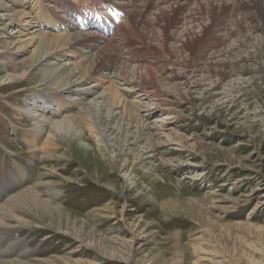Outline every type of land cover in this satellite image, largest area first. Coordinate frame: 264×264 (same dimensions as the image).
I'll return each instance as SVG.
<instances>
[{
    "label": "rangeland",
    "instance_id": "374dc122",
    "mask_svg": "<svg viewBox=\"0 0 264 264\" xmlns=\"http://www.w3.org/2000/svg\"><path fill=\"white\" fill-rule=\"evenodd\" d=\"M238 1L244 7L229 14L232 0H212L213 14L188 26L196 41L182 47L191 37L182 36L176 18L196 9L192 2L181 14H168L171 25L165 31L163 21L155 19L160 0L146 6L140 0L133 10L142 16L125 38L117 27L130 16L114 0H0L6 6L0 8V202L41 177L51 186L38 185L36 191L61 209L43 220L25 212L31 225L20 229L18 238L26 242L28 261L264 264V30L253 27L264 25V0L252 9L245 6L249 0ZM202 5L208 9L207 2ZM16 11L27 15L11 22ZM233 18L246 27L238 34ZM78 30L105 39L86 47L54 39ZM40 31L51 38L37 48L33 36ZM43 49L47 61L40 64ZM98 55L106 57L110 71L92 72ZM46 62L55 71L83 74L81 85L72 88H92L84 94L82 115L69 121V133L46 126L59 156L51 162L33 157L23 144L22 134L33 123L20 109L35 95L40 105L51 99L56 112L39 108V113L55 120L78 110H68L48 91ZM114 67L138 82H149L146 69L152 72L154 83L139 86L141 92L154 91L144 99L148 106L134 108L137 92L127 93L112 81ZM9 75L15 78L11 82L5 80ZM110 83L120 89V105L110 101ZM166 114L171 118L164 120ZM45 137L38 139L40 147ZM14 161L28 169L29 178L5 187L9 173H16ZM70 229L78 239L67 233ZM118 248L122 259L110 256Z\"/></svg>",
    "mask_w": 264,
    "mask_h": 264
},
{
    "label": "bare ground",
    "instance_id": "6f19581e",
    "mask_svg": "<svg viewBox=\"0 0 264 264\" xmlns=\"http://www.w3.org/2000/svg\"><path fill=\"white\" fill-rule=\"evenodd\" d=\"M106 1H112L113 2V0H106ZM114 1L116 3H118V5L120 6L121 10L125 11L126 14L130 16L129 22H124V23L118 25V27H117L118 28L117 32H121V34L125 38H129L130 37V33H131V24H134V25L137 24L139 19L142 16V14H137V13L135 14V12H134L135 10H133V7H135V5L140 0H114ZM149 1L150 0H145V3H146L145 6L148 5L147 3H149ZM202 1H205V2L208 3V9H206L207 11L205 10V7H203V5H202ZM211 1L212 0H160V3L158 4L159 7L157 8V11H156L155 19L158 20V21H163V24H165V25L164 26L161 25L160 27L163 30L166 31L168 29V27L171 25V23L169 22L168 14H175V15L181 14V11L184 9V6L189 4L188 2H192L193 4H198L196 9H190V10L188 9L189 13H187V14H183L182 13L183 15L180 18H176L177 22L180 19L182 21L181 22V26H180L182 28V36L186 37V40H187V35H190L189 37H191V41L189 40L190 42L189 41L188 42L187 41L186 42H182L180 45L182 47H190V46L193 45V43L196 41L197 38L193 39L194 37L191 36V32H190L191 29L189 30L188 26H192V24L194 22L198 21L199 19H202L203 17H201V16L203 14H209V15L213 14L214 8H213V4H212ZM216 1H222V0H216ZM255 1H257V0H249L248 4L245 5V6H248L249 9H252V7H250V6L254 5V7H255V3L257 4V2H255ZM39 4H41V3H39ZM231 4H232V7L229 8V14H235L237 11H240V9L242 7H244V6H242L239 3L238 0H236V2H235V0H232ZM166 7L168 8V11H170V13L165 10ZM0 8L6 10L5 9L6 8L5 5L3 6L1 4ZM36 8L38 9L37 12L42 13V11H41L42 10V4L40 6H38V7H36ZM260 8H264V7L260 6ZM223 9H224V5H223ZM204 12H206V13H204ZM26 15L27 14L25 12L19 11V12H17L15 14L14 20L13 21L11 20V22H17V21L21 20V18H23ZM248 18L250 19L251 22L254 21V19L251 18V16H248ZM48 20H49V18H48ZM261 21L264 22V18L261 17ZM28 22H31V21L30 20L26 21V24H28ZM233 23H234V26H235V31L234 32H236L237 34L240 33L243 30V28L245 27L239 21H236V19L233 20ZM31 24H33L32 25L33 27L36 26V25H34L33 22ZM58 24L61 25V23H58ZM62 24H64V23H62ZM25 26H27V25H25ZM64 26L68 30L69 29L71 31L74 30L73 27L69 28V25H64ZM200 26L202 27L204 32L207 31L206 30L207 27H205L202 24H200ZM253 27H255L257 30L260 29V31L264 30V25L263 24L262 25L256 24V25H253ZM35 31H39V29L38 30L35 29L34 32ZM15 32H18V30L16 28H14L13 33H15ZM35 36H37L35 41L36 40L39 41L38 42L39 45L37 46V48L41 47L40 42L45 43L47 40H49L51 38L50 37L51 35H49V32H47V31H42V32L40 31V36H39V34H34L33 37H35ZM1 37H3V35H0V38ZM33 37H31L29 41H31L33 39ZM103 38L105 39L104 35H97V34L94 33V31L85 32V31H82V30H78V31H75V32H68V31L61 32V33H59L57 35V37L56 36L54 37V39L58 40V41H60L61 39H64L65 40L64 41L65 44L69 43L70 45H74V46L75 45H80V47H86V46H88L90 44V42H92L91 45L92 44L94 45L96 42H98V41L101 42L102 40H104ZM109 39H111V38H109ZM55 40H53V41H55ZM61 44H63V42ZM46 51H47L46 49H43L39 53L38 59L40 61V64H42L43 62L47 61V58L44 59L45 55L47 54ZM54 53H56V52H54ZM85 59H87V58H85ZM105 59H106L105 56L98 55L97 58L95 59V64L92 66V72H95V73L99 74V73H101L102 70L103 71H107V70L110 71L112 67L109 64L107 65V64H105L103 62ZM51 64L52 63H48V62L43 64V66H44L43 71L46 72V74H45V72L43 74H45V77H48V79L51 76L50 85H49L50 86V90H48V91L50 93L56 94V97L59 98L61 100V102L64 103V105L67 107L68 110L77 109L78 110L77 113L72 114L69 118L67 116L68 119H61V120H57L56 119L55 120V119H53V117L51 118V116H50V114L52 112H53V114L56 112V110L53 108V106H54L53 102L50 101L51 99H47V98H46L47 100L43 99L41 101L42 105H40V104H38L39 99L37 97H35V95H31L29 98H27L26 108L20 109V113L22 115H24V116H27V118L30 119L32 121V123H33V126L31 128H29V129L25 130L24 133L22 134L23 144L26 146V148L32 154L33 157L37 158L38 160H41V159L45 160L47 162H51L52 160L59 158V156L55 155V153L57 151V148L55 146L56 142H54L53 139H52V133L49 132L47 134L45 132L46 126L47 125H51V127L56 132H58L59 134H61V133L62 134L69 133L70 130H71L70 126H69V123H70L69 121H73L74 119L77 118V116L82 115L81 109H82V105H83V102H84V100H83L84 99V94H87L89 92V90H92V88L89 89L91 86L89 88L86 87V88H82V89L79 88V87L78 88H72L74 85H76V86H80L81 85V81H83L82 80V75L83 74L80 73L77 76L76 75L77 73H74V72L69 73L68 70H67L68 73H66L65 71H62V70L55 71L56 69H52L50 67ZM45 66H48V68L45 67ZM62 66H64V65H62ZM64 67H63V69H64ZM116 68L117 67H114L113 72L112 73L109 72L108 74L111 73L110 74V78H112L113 82H116L118 85H122V86L125 87L123 89L125 92H127V91H131V92H134V93L137 92L136 93L137 102H136V104H134L135 105L134 108H137V110H139V109H141V107L148 106L149 105L147 103L148 100L145 102L144 99L149 98L150 95L153 94L152 92H154V91H152L150 89L147 92H141L140 91L141 89L139 88V86H141V84H145V85H148L150 87L151 86L150 84L154 83V78H153L152 72L149 69H146L145 75L149 79V82L146 81L145 78H144L145 80L138 82V81H134L135 79L134 80L127 79L122 74L121 70H117ZM64 70H66V69H64ZM75 70H76V68H75ZM76 76H77V78L74 80V77H76ZM88 76H90L89 78H93L94 75L90 74ZM100 76H101V74H100ZM12 77L9 75V76H7L5 78V80H8L7 82H11L13 80ZM45 81H46V78H45ZM106 90L108 91V93L110 95V101H112L113 104H119L120 105V100H121V95L119 94V90L120 89H118L117 87L111 85V83H110L109 87H107ZM106 97L107 96L105 95L104 98L106 99ZM39 106H41V107H39ZM117 107H118V105H117ZM39 108H41V110H43V111L49 112L50 113L49 114L50 117L49 116H45V115H41L39 113ZM85 115H87V114H85ZM170 118L171 117H169L168 114H166L163 117L164 120H167V119H170ZM76 123H77V121H76ZM135 126L138 129V131L141 133L142 128H139L138 124H135ZM79 132H80V130H79ZM74 133H76V131ZM43 134L44 135L46 134V137L43 138V144L40 147V145L38 143V141H39L38 139L39 138L42 139V136H44ZM98 139H99V141L104 143L103 146L104 145L106 146L108 144L107 142H105L103 136H102V138H98ZM13 165H14V168L16 169V173L15 174H10L9 173V178L6 181L7 185L5 187L11 188V187L15 186L16 184L18 185L20 182L21 183L22 182L25 183L28 180V178H29L28 169L27 168H25L24 166H20V164H18L17 161H14ZM44 176L45 175H43V177ZM41 179L42 178L40 177V180L38 182H36L35 184L32 183L31 185L26 186L20 192L7 197L5 201L0 202V234H2V235H0V264H34L31 261H28L26 259V257H27V254H26L27 249L25 248L26 242L24 241V239L18 238L20 229H22L24 227H29V225H31L30 222H28V220L25 218V216H26L25 212L34 213L37 216V218H39L40 220L41 219L43 220L45 217L52 218L54 216V212L55 211H56V213L57 212H61V209L57 205H53V203L50 201L49 198H43L40 195V193L38 191H36L35 188L38 185H43V186H46V187L51 186V183H49L47 181L46 182H41ZM125 179H126L127 185H129L131 183V182H129L130 181L129 176H126ZM2 185H0L1 186L0 194L3 193ZM48 193H50V195H53V194H58L59 191L58 190H48ZM0 197H1V195H0ZM29 206H32L31 211H30ZM49 224H48V226H49ZM35 226H40V225L37 224ZM67 233L71 237L73 236L72 239H75V238L78 239L79 238V236H77L76 233L72 229H70L69 232H67ZM117 250L118 251H115V250L112 251L113 253L110 256L113 257V258L122 259L123 257L121 256L122 255L121 254V250L119 248ZM36 261L38 263H35V264H43V261L41 259H38V260L36 259Z\"/></svg>",
    "mask_w": 264,
    "mask_h": 264
}]
</instances>
